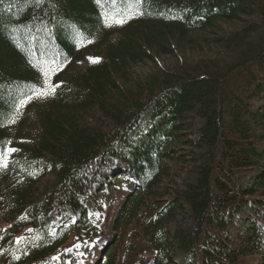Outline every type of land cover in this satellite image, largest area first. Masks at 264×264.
I'll list each match as a JSON object with an SVG mask.
<instances>
[{"label": "trees", "instance_id": "trees-1", "mask_svg": "<svg viewBox=\"0 0 264 264\" xmlns=\"http://www.w3.org/2000/svg\"><path fill=\"white\" fill-rule=\"evenodd\" d=\"M242 17L264 20V0H0V153L15 149L0 167V264H137L135 241L154 264L182 253L185 264H264V29L222 28ZM201 46L243 54L236 66L206 58L130 79L171 48ZM54 62L59 87L26 104ZM248 169L251 183L237 186ZM121 182L128 191L98 232L83 201ZM185 209L191 230L171 232ZM97 232L100 252L83 263L76 242Z\"/></svg>", "mask_w": 264, "mask_h": 264}, {"label": "rangeland", "instance_id": "rangeland-1", "mask_svg": "<svg viewBox=\"0 0 264 264\" xmlns=\"http://www.w3.org/2000/svg\"><path fill=\"white\" fill-rule=\"evenodd\" d=\"M245 22H250V23H257V25L259 26L258 29H264V20H261L260 17H253L252 19H248V18H244L242 17L240 22H236L230 25H222V28L224 30V32L226 33H233L235 31H237L243 23ZM117 27V26H116ZM264 32V30H262ZM254 38H256V36H251L250 41L249 42V46H255L256 44V40H254ZM247 42V43H248ZM202 47V51L200 49H198V51H192V53L187 52V50H180L178 51L177 48H171V55L169 56H160V57H154L153 59V63L152 62H146V63H140L136 66H134L132 68L131 71V80H142L144 77L146 76H150L153 75L154 73H158V74H163L164 72L166 73L167 71L169 72H176L179 73L181 72L180 70L183 68H185V70H188L189 68H192V66L194 67L197 63H201L200 61L205 60L206 58L208 59H213L217 64L219 63V68H224L228 65H234L236 66V63L239 61L240 58H242V54L243 51H233V52H222L219 49H216L214 47H210L209 50L211 52H209V50H207V48H203ZM190 51V50H189ZM215 56V57H214ZM193 57V60H191ZM213 57V58H212ZM187 62V63H184ZM254 62V61H253ZM246 63L244 65V67H242L241 69L239 68L235 74H237L240 78H238L236 76V81H242V79L244 77H246L255 67V62L254 63ZM82 65H84V62L80 63ZM230 67V66H229ZM79 69V66L75 65L74 68L72 70H77ZM53 77L54 75L51 76V80L49 81L52 84L53 81ZM44 83H45V76H44ZM50 95L43 97V98H36V96L29 100V102H33V101H44L46 100V98H48ZM44 99V100H43ZM100 116V115H99ZM101 119V123L103 124H108L109 122L107 121H103V119L101 118V116L99 117ZM105 120V119H104ZM196 125H199V120H195ZM198 153V152H197ZM255 171L248 169V170H242L236 173V183L237 186L240 185L242 187H246L248 186L251 181L253 176L255 175ZM195 178V175L192 174V176L190 177L189 181H193V179ZM55 184V180L53 179L52 176H49L48 180L46 181V185H47V189H50L54 186ZM43 185V184H42ZM49 191V190H48ZM122 196V191L119 190V188H117L116 190H111L109 192H106L104 195L100 196L99 198V202L100 204L105 208L104 213H107V217H108V221L107 224L109 222L110 219V214L113 212V208H114V204L116 202L119 201V199ZM86 206L88 208H92L94 209L95 206L89 204L88 202H85ZM109 210H111L109 212ZM190 213L188 209H185L183 215H180L177 219V221L172 224L169 229L171 232H174L177 228H183L186 231H190L191 227H192V220L189 217ZM104 220L105 219V216ZM243 219V213H238L235 215L234 219H233V223L230 225V232L232 234L235 233V231L238 229V225H239V221ZM106 224V225H107ZM97 237L96 236H88L86 237L85 241H84V246H85V250L86 253H89L90 250L92 249L93 245L95 243H97ZM134 245L136 246V248L138 249L136 253L134 254H140V257L138 261H136L137 264H149L150 261H153V250L151 249V245L147 242H143V241H135ZM123 259V255H121V258L119 259V262L122 261ZM175 264H185L187 262V256L185 254H178V256L176 257V259L174 260ZM245 264H254L252 262L251 259H245Z\"/></svg>", "mask_w": 264, "mask_h": 264}, {"label": "snow or ice", "instance_id": "snow-or-ice-1", "mask_svg": "<svg viewBox=\"0 0 264 264\" xmlns=\"http://www.w3.org/2000/svg\"><path fill=\"white\" fill-rule=\"evenodd\" d=\"M37 2H39V0H37ZM127 19H128L127 15H119L118 17H113V18H111V23L108 24L107 26H111L113 23L117 24V25L125 23L127 21ZM90 62L98 63L99 61L91 60ZM58 70H60V65H59V63H56V62H54V63H52V64H50L47 67H44L42 69L43 74L45 76V83H44L43 90H34L36 98H43V97H46L48 95L55 93V90H56V88L59 87V85H53L49 81L51 80V76L54 75L55 72H57ZM31 98H33V97H29V99H31ZM25 103H26V101L22 100L20 103V107H23ZM17 111H19V109H17ZM12 122H15L14 119L12 120ZM11 151H15V149L9 150V152H6V153H0V156H2L3 160H4V163H0V167L6 166V158H7V155H9ZM17 243H19V241ZM77 247H79V246L77 245Z\"/></svg>", "mask_w": 264, "mask_h": 264}]
</instances>
